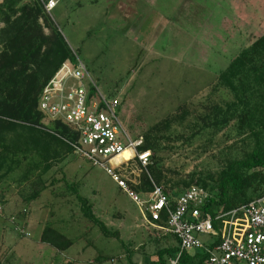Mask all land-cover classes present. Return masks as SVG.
I'll return each instance as SVG.
<instances>
[{
	"label": "rangeland",
	"instance_id": "obj_1",
	"mask_svg": "<svg viewBox=\"0 0 264 264\" xmlns=\"http://www.w3.org/2000/svg\"><path fill=\"white\" fill-rule=\"evenodd\" d=\"M54 1L56 7L47 13L51 22L85 67L86 84L107 98H118L117 116L131 139L144 137L167 116L181 114L177 108L185 105L184 119L162 131L169 142L163 141L158 153L165 180L161 184L168 188L193 171H218L226 159L223 148L235 141L233 134L226 138L230 128L191 134L207 103L230 98L225 90L213 91V84L242 49L264 34V0ZM24 167L0 178L5 200L0 204V264H130L127 250H136L132 260L139 262L144 257L137 251L141 245L145 255L163 246L164 241H151L154 232L142 227L138 206L99 167L68 153L43 175L47 188L31 203L24 201L29 182L16 181ZM147 172L155 177L157 168ZM69 186L89 200L94 214L118 233L124 247L82 216ZM45 225L73 245L60 252L40 243ZM199 238L207 244L218 237ZM167 242L175 245L173 237Z\"/></svg>",
	"mask_w": 264,
	"mask_h": 264
},
{
	"label": "trees",
	"instance_id": "obj_2",
	"mask_svg": "<svg viewBox=\"0 0 264 264\" xmlns=\"http://www.w3.org/2000/svg\"><path fill=\"white\" fill-rule=\"evenodd\" d=\"M47 1V0H45ZM42 21V23L40 22ZM47 29V32H45ZM62 34L51 22L40 0H1L0 2V178H6L22 166L18 184L29 182L31 191L25 202L38 199L47 184L42 177L53 165L61 162L72 149L63 141L70 136L69 130L55 122L50 131L40 129L42 116L38 111L41 89L66 61L75 62ZM213 91L225 90L228 100L207 103L205 113L197 117L192 136L210 129L220 133L230 128L235 141L223 148L224 164L214 173L193 171L187 180L168 184L165 188L163 171L158 153L161 143L169 142L162 134L171 124L187 115L185 105H180L179 115H169L153 125L144 134L142 150H151V165L157 168L152 181L172 196L179 195L191 185H197L211 194L204 210L215 215L228 212L250 201L264 197V34L242 49L218 75ZM63 145L64 150L59 149ZM242 145V146H241ZM240 147V148H239ZM80 205L82 216L96 226L105 238L118 241L117 232L110 229L94 214L89 200L69 186ZM152 189L148 176H142L137 192ZM20 230L22 236L26 233ZM170 237L175 245L167 242ZM158 246L152 255L144 254V245L137 250L144 257L133 261L135 251L127 250L130 264H168L179 253V243L172 235L151 238ZM40 243L57 251L68 250L73 242L50 225H45ZM121 246L124 244L120 241ZM218 240L209 245L212 248ZM207 253L195 250L182 253L178 264H204ZM103 259L96 258L95 263ZM65 264H72L66 262Z\"/></svg>",
	"mask_w": 264,
	"mask_h": 264
},
{
	"label": "built area",
	"instance_id": "obj_3",
	"mask_svg": "<svg viewBox=\"0 0 264 264\" xmlns=\"http://www.w3.org/2000/svg\"><path fill=\"white\" fill-rule=\"evenodd\" d=\"M46 13L56 7L54 0H40ZM87 71L80 61H66L41 89L38 111L40 129L50 131L55 122L70 136L63 141L72 155L99 167L138 206L142 227L155 237L172 235L179 253L168 264H178L180 255L195 250L207 253L204 264H264V197L228 212L211 214L204 210L211 194L191 185L177 196L165 192L150 178L151 150H141L143 136L131 139L117 116L118 98H107L87 84ZM126 154L128 156L126 157ZM145 170L152 189L137 192ZM23 232V231H21ZM200 236L218 237V243H203Z\"/></svg>",
	"mask_w": 264,
	"mask_h": 264
},
{
	"label": "crops",
	"instance_id": "obj_4",
	"mask_svg": "<svg viewBox=\"0 0 264 264\" xmlns=\"http://www.w3.org/2000/svg\"><path fill=\"white\" fill-rule=\"evenodd\" d=\"M1 198H2V196L0 195V204L4 206V205H5V203H4L5 200H4L3 198H2V199H3V200H2ZM25 217H26V216L23 215V219H25Z\"/></svg>",
	"mask_w": 264,
	"mask_h": 264
},
{
	"label": "bare ground",
	"instance_id": "obj_5",
	"mask_svg": "<svg viewBox=\"0 0 264 264\" xmlns=\"http://www.w3.org/2000/svg\"><path fill=\"white\" fill-rule=\"evenodd\" d=\"M125 155H126V157L128 156V154H126V153H125Z\"/></svg>",
	"mask_w": 264,
	"mask_h": 264
}]
</instances>
